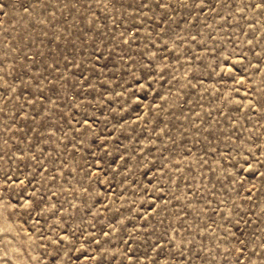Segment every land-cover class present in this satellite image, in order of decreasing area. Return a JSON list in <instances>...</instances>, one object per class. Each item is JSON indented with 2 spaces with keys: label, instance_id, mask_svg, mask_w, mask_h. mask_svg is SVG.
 <instances>
[{
  "label": "rangeland",
  "instance_id": "374dc122",
  "mask_svg": "<svg viewBox=\"0 0 264 264\" xmlns=\"http://www.w3.org/2000/svg\"><path fill=\"white\" fill-rule=\"evenodd\" d=\"M0 264H264V0H0Z\"/></svg>",
  "mask_w": 264,
  "mask_h": 264
}]
</instances>
